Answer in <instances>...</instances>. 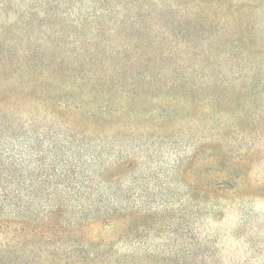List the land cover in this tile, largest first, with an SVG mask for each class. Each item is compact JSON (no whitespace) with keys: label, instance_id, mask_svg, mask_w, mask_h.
Instances as JSON below:
<instances>
[{"label":"rangeland","instance_id":"1","mask_svg":"<svg viewBox=\"0 0 264 264\" xmlns=\"http://www.w3.org/2000/svg\"><path fill=\"white\" fill-rule=\"evenodd\" d=\"M39 49L45 61L86 69L108 63L123 77L151 82L124 85L122 93L145 115L168 112V128L146 135L151 150L168 171L192 156L180 170L215 190L198 195L200 215L190 221L201 264H264V0H0V81L25 74L24 58ZM70 67L64 84L71 74L90 76ZM175 72L217 81L168 84ZM65 89L72 95L61 97V108L103 111L99 86ZM222 162L239 163L245 175L234 189L226 188ZM85 231L95 239L109 235L101 225Z\"/></svg>","mask_w":264,"mask_h":264},{"label":"trees","instance_id":"2","mask_svg":"<svg viewBox=\"0 0 264 264\" xmlns=\"http://www.w3.org/2000/svg\"><path fill=\"white\" fill-rule=\"evenodd\" d=\"M40 52L24 58L25 74L0 81V264L203 263L190 221L200 215L198 195L215 190L180 170L192 156L168 171L151 150L146 135L168 128V112L145 115L122 95L124 85L151 82L123 77L108 63L86 69L45 61ZM67 67L90 76L69 73L80 81L64 84ZM187 74L175 72L168 84H188ZM216 81L191 80L190 86ZM80 84L102 89L103 111L73 103L61 108V97L72 95L65 88ZM222 163L226 188L234 189L245 175L239 163ZM92 225L109 235L89 237L85 229Z\"/></svg>","mask_w":264,"mask_h":264}]
</instances>
